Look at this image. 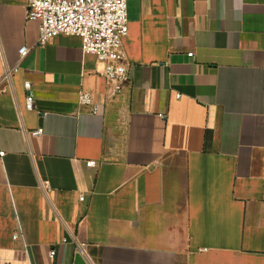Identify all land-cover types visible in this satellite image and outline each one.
<instances>
[{
  "label": "crops",
  "instance_id": "crops-1",
  "mask_svg": "<svg viewBox=\"0 0 264 264\" xmlns=\"http://www.w3.org/2000/svg\"><path fill=\"white\" fill-rule=\"evenodd\" d=\"M126 1L116 92L0 0V264H264V0Z\"/></svg>",
  "mask_w": 264,
  "mask_h": 264
},
{
  "label": "built area",
  "instance_id": "built-area-1",
  "mask_svg": "<svg viewBox=\"0 0 264 264\" xmlns=\"http://www.w3.org/2000/svg\"><path fill=\"white\" fill-rule=\"evenodd\" d=\"M26 19L39 22L37 43L40 46L58 35L79 36L83 52L94 55L102 64L100 73L112 84L116 92L122 91L123 83L129 80L127 55L123 46V40L128 34L126 0H27ZM28 50L27 45L20 47V59ZM188 55L192 56L193 52ZM16 69V65L6 67L0 84L3 81H11ZM24 87L27 90L25 106L31 110L34 108V95L30 81H25ZM6 89L0 87V90ZM81 99L84 102L87 96L82 94ZM42 133V128L31 131L32 135ZM0 155H4V152L0 151ZM80 199H84V196ZM77 244L78 250L83 251L85 244ZM55 252V249H51L49 256L53 258Z\"/></svg>",
  "mask_w": 264,
  "mask_h": 264
}]
</instances>
